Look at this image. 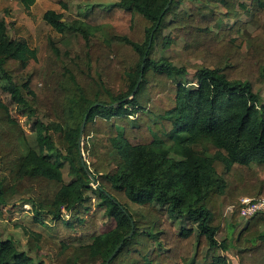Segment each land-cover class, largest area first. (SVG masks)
<instances>
[{"label":"trees","instance_id":"1","mask_svg":"<svg viewBox=\"0 0 264 264\" xmlns=\"http://www.w3.org/2000/svg\"><path fill=\"white\" fill-rule=\"evenodd\" d=\"M79 1L60 4L68 10ZM35 2L25 0L27 9ZM112 7L124 26L75 27L47 11L44 21L63 37L49 39L41 57L0 18L2 88L36 118L32 144L0 96V209L33 190L42 224L98 200L114 226L90 243L25 229L30 250L47 252L49 264H106L122 243L110 264H232L231 251L239 264H264V212L241 215L244 197L264 198V0ZM244 15L257 23L246 39L236 36ZM226 19L232 28H222ZM190 69L195 86L181 80ZM0 264L46 263L0 238Z\"/></svg>","mask_w":264,"mask_h":264},{"label":"rangeland","instance_id":"2","mask_svg":"<svg viewBox=\"0 0 264 264\" xmlns=\"http://www.w3.org/2000/svg\"><path fill=\"white\" fill-rule=\"evenodd\" d=\"M62 0H36L35 4L27 9L25 0H1L0 2V18L6 20L9 26L10 36L13 39H21L25 41L29 49L37 52L41 57L44 52L49 39L59 41L62 35L54 31L44 21L43 17L47 11H56L63 14V21L70 26H80L85 21H94L95 24L109 28L110 26H124L118 19V15L114 13L112 7L116 0H80L71 5L68 10H64L61 6ZM218 15H224L225 10L222 7L218 8ZM243 23L246 27L242 29L236 36L248 38L253 35L256 29V22L249 16H242ZM234 20H224L222 24L223 29H230L234 26ZM105 32L104 35H106ZM166 36L170 34L169 31L164 33ZM182 42H178L174 48L181 49ZM161 57L166 54L159 53ZM204 60H192L190 64L203 63ZM24 76L14 78L15 82L20 85ZM182 82L188 86H195L196 78L195 71L190 69L186 76L181 78ZM5 81L0 79V96L4 104L9 108L13 118L17 120L28 134V140L33 144L34 132L33 125L36 118H29L26 109L13 100L8 91H4L2 85ZM261 97L264 102V87L261 90ZM137 143V141H133ZM84 137L82 139V155L84 161L87 157L83 151ZM256 168V166H254ZM66 180H70L67 170H65ZM91 196H94L91 194ZM249 198V197H244ZM243 198V199H244ZM96 201V202H95ZM95 204L90 210H75L73 212L63 211V218L66 221H51L46 218L45 223L39 224L35 222L36 211L31 204L36 202V192L28 190L24 194H17L10 201L9 205L0 209V238L3 240H14L20 252L27 253L35 261H44L49 264L51 256L43 250H30L28 245V236L25 234V229L38 231L48 237H52L56 241L75 242V237H83L84 243H90L93 236L99 233L109 231L114 222L108 220L104 215V209L98 205V200L95 199ZM242 201V200H241ZM224 209V215L227 221H230L234 207ZM79 220L85 221L79 225ZM247 221L243 220L242 225ZM189 223L182 224L183 228H187ZM226 237V233L218 235L217 239L222 242ZM79 244V243H78ZM231 251L229 259L232 264H239V260ZM206 256L212 255L211 251L205 250ZM185 264V263H183ZM196 264H203L197 262Z\"/></svg>","mask_w":264,"mask_h":264},{"label":"built area","instance_id":"3","mask_svg":"<svg viewBox=\"0 0 264 264\" xmlns=\"http://www.w3.org/2000/svg\"><path fill=\"white\" fill-rule=\"evenodd\" d=\"M241 215L245 218H249L258 212H264V198L251 199L244 198L241 201ZM230 209H233L230 207Z\"/></svg>","mask_w":264,"mask_h":264},{"label":"water","instance_id":"4","mask_svg":"<svg viewBox=\"0 0 264 264\" xmlns=\"http://www.w3.org/2000/svg\"><path fill=\"white\" fill-rule=\"evenodd\" d=\"M152 40H153V35L151 36V39H150V45L152 43ZM143 70H144V65L142 67V72H143ZM142 78H143V74L140 77V80H139L138 85H137V89H138L139 85L141 84ZM137 89H136V91H137ZM86 120H87V117L85 118L84 123L82 124V133H81L80 140H79L80 151H82L83 130L85 129ZM81 156L83 157L82 152H81ZM89 175H90V177H92L91 174H89ZM133 234H134V232H131V234L128 237H126L124 241L130 239L133 236ZM122 246H123V243L116 249V251L112 254V256L110 257V259L108 260V262L106 264H110L111 261H113L115 259V257L120 252Z\"/></svg>","mask_w":264,"mask_h":264}]
</instances>
